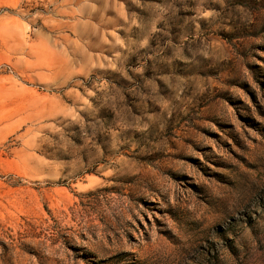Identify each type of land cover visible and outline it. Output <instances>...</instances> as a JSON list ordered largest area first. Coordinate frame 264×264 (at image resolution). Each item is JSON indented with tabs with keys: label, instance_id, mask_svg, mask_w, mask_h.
<instances>
[{
	"label": "rangeland",
	"instance_id": "374dc122",
	"mask_svg": "<svg viewBox=\"0 0 264 264\" xmlns=\"http://www.w3.org/2000/svg\"><path fill=\"white\" fill-rule=\"evenodd\" d=\"M0 264H264V0H0Z\"/></svg>",
	"mask_w": 264,
	"mask_h": 264
}]
</instances>
